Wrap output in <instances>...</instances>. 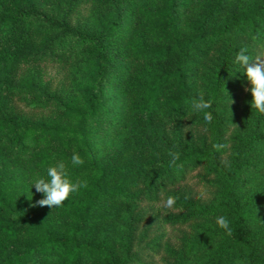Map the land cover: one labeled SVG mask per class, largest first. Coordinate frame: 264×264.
Instances as JSON below:
<instances>
[{
    "label": "trees",
    "instance_id": "16d2710c",
    "mask_svg": "<svg viewBox=\"0 0 264 264\" xmlns=\"http://www.w3.org/2000/svg\"><path fill=\"white\" fill-rule=\"evenodd\" d=\"M242 47L264 52V0H0V264H145V247L264 264V115L235 73ZM201 92L207 125L190 113ZM74 152L88 187L36 205L33 177ZM192 175L208 200L182 190ZM170 195L164 222L185 230L149 240L144 205Z\"/></svg>",
    "mask_w": 264,
    "mask_h": 264
},
{
    "label": "clouds",
    "instance_id": "9594fccd",
    "mask_svg": "<svg viewBox=\"0 0 264 264\" xmlns=\"http://www.w3.org/2000/svg\"><path fill=\"white\" fill-rule=\"evenodd\" d=\"M248 48L242 47L236 54L234 63L238 65L235 73H242L246 76L250 87H246L245 91L251 93L250 105L252 110L258 114L264 115V52L256 56L248 54ZM212 108V102L205 99V95L201 92L198 97H194L190 101V113L202 115L204 124H211L213 120L212 112L208 111ZM226 147L225 144L215 143L213 148L220 151ZM167 155L169 159V167L178 169L183 168V164H178L180 153L169 151ZM69 163L73 167L82 166L84 159L79 153L74 152L69 161L63 159L56 161L45 169L44 175H36L33 177L32 185L35 186L36 192L42 193L43 198L35 202L36 205L50 208L62 207L64 202L73 194L79 193L82 189L88 187L86 179L73 180L70 176ZM32 196V193H31ZM31 196L29 198H31ZM176 204V197L168 196L163 201V207L172 209ZM216 224L225 230L227 234H231L230 221L225 216L216 218Z\"/></svg>",
    "mask_w": 264,
    "mask_h": 264
},
{
    "label": "rangeland",
    "instance_id": "374dc122",
    "mask_svg": "<svg viewBox=\"0 0 264 264\" xmlns=\"http://www.w3.org/2000/svg\"><path fill=\"white\" fill-rule=\"evenodd\" d=\"M58 68L53 65L45 66V77H50L56 75ZM240 103L242 102V95H238ZM192 129V135L204 134L201 129ZM182 190L187 194H191L194 197H199L202 200H208L209 195L207 191L201 186L198 178L195 175L189 176L186 181L181 185ZM146 207L147 213L145 221L141 226V230H148L149 240L155 236L159 237L162 243L169 242L171 244H177L179 237L182 235V231L185 230L183 227H173L165 224L164 218L171 209L163 207V202L153 205H144ZM144 246V245H143ZM145 264H164L163 252L161 249L157 251H149L145 247L144 251Z\"/></svg>",
    "mask_w": 264,
    "mask_h": 264
}]
</instances>
